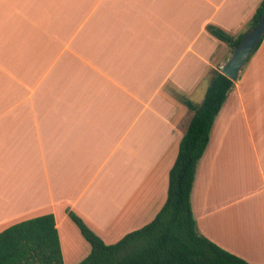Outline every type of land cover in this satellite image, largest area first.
<instances>
[{
  "label": "crops",
  "instance_id": "crops-1",
  "mask_svg": "<svg viewBox=\"0 0 264 264\" xmlns=\"http://www.w3.org/2000/svg\"><path fill=\"white\" fill-rule=\"evenodd\" d=\"M259 2L0 0V231L52 213L60 235L72 211L113 243L150 221L192 116L184 99L231 55L207 25L236 36ZM233 82L191 209L199 233L264 264V36Z\"/></svg>",
  "mask_w": 264,
  "mask_h": 264
},
{
  "label": "trees",
  "instance_id": "trees-1",
  "mask_svg": "<svg viewBox=\"0 0 264 264\" xmlns=\"http://www.w3.org/2000/svg\"><path fill=\"white\" fill-rule=\"evenodd\" d=\"M263 13L264 0H260L247 28L236 36L213 24L207 25V31L232 51ZM233 84L219 69H212L202 101L194 104L184 99L192 116L168 173L166 199L150 221L106 243L80 216L67 212L90 247L76 264H252L199 233L190 200L197 162ZM0 264H64L53 214L27 218L1 230Z\"/></svg>",
  "mask_w": 264,
  "mask_h": 264
},
{
  "label": "water",
  "instance_id": "water-1",
  "mask_svg": "<svg viewBox=\"0 0 264 264\" xmlns=\"http://www.w3.org/2000/svg\"><path fill=\"white\" fill-rule=\"evenodd\" d=\"M263 36L264 13L257 23L243 35L240 42L232 48L231 55L220 66V72L232 81H236L243 64L253 53Z\"/></svg>",
  "mask_w": 264,
  "mask_h": 264
},
{
  "label": "rangeland",
  "instance_id": "rangeland-1",
  "mask_svg": "<svg viewBox=\"0 0 264 264\" xmlns=\"http://www.w3.org/2000/svg\"><path fill=\"white\" fill-rule=\"evenodd\" d=\"M208 84H209V81L206 85H204V89L202 88L199 89L200 91L202 90V94L200 96L201 98H199V95H196V94L192 97V100L194 103L199 104L202 101ZM239 136H240V139L243 140L244 132L240 131ZM67 224L69 225V227L67 226ZM73 225L75 224L69 218L67 222H64V224L62 223L60 225L61 234L59 235V239H60V245H61V250L63 254V260L65 264H75L83 255L84 250L85 251L89 250L88 243H85L79 231L77 229H74ZM78 242L80 244H78Z\"/></svg>",
  "mask_w": 264,
  "mask_h": 264
}]
</instances>
